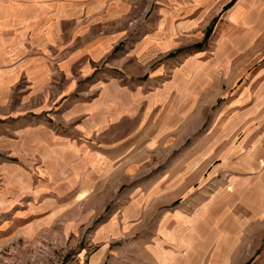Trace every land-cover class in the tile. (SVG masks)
Wrapping results in <instances>:
<instances>
[{
    "label": "rangeland",
    "instance_id": "obj_1",
    "mask_svg": "<svg viewBox=\"0 0 264 264\" xmlns=\"http://www.w3.org/2000/svg\"><path fill=\"white\" fill-rule=\"evenodd\" d=\"M13 7L60 53L47 86L40 53L11 63L0 264H264V0Z\"/></svg>",
    "mask_w": 264,
    "mask_h": 264
},
{
    "label": "crops",
    "instance_id": "obj_2",
    "mask_svg": "<svg viewBox=\"0 0 264 264\" xmlns=\"http://www.w3.org/2000/svg\"><path fill=\"white\" fill-rule=\"evenodd\" d=\"M42 10L43 9H41V11ZM25 11H27V13H25ZM33 12L35 11L31 9L26 10L17 7H13V9L9 10H0V104L2 102L5 104L10 103L11 88L19 76L23 74L17 69V65H11L14 57L18 53L21 57L20 66L23 68V71H31L32 68H35L33 62L27 60V53H40L38 68L41 74H46V79L44 77L39 83L40 87L45 83V86L48 85L47 82L50 73L49 63L58 66V62H56L57 57L50 58L52 55L49 56L45 53H60L58 52L60 47L50 41V39H54V36L49 35L48 25L37 23L40 20H35V18L32 17ZM87 19L88 22L91 21L90 17H87ZM36 25L42 26L38 29ZM98 39L99 38L96 37L89 38L73 52L78 53L79 58L78 60L76 59V61H78L77 63L81 61L83 65V62L88 60L93 52L100 53L102 51L103 45L101 42L103 43L105 40L98 41ZM23 57L25 59H23ZM57 66L55 67L56 69ZM45 86H43L42 89H45ZM62 148L63 147H58L57 149L61 150ZM2 193L6 194V192ZM10 193L11 191L8 194ZM9 199L12 200L10 195ZM106 250L107 248L105 249V253ZM262 260L263 259H258L257 264H262ZM103 264L109 263L104 261ZM217 264H225L223 256L221 257V261L217 262Z\"/></svg>",
    "mask_w": 264,
    "mask_h": 264
},
{
    "label": "trees",
    "instance_id": "obj_3",
    "mask_svg": "<svg viewBox=\"0 0 264 264\" xmlns=\"http://www.w3.org/2000/svg\"><path fill=\"white\" fill-rule=\"evenodd\" d=\"M210 33H211V28H208L207 31H206L204 39H206L209 36ZM202 44H203V42L196 44L195 48H200L202 46Z\"/></svg>",
    "mask_w": 264,
    "mask_h": 264
}]
</instances>
